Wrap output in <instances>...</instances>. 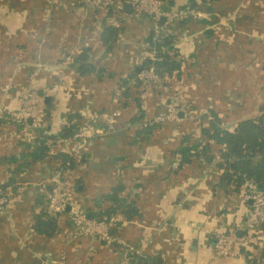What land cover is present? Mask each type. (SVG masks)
<instances>
[{"label": "crops", "instance_id": "1", "mask_svg": "<svg viewBox=\"0 0 264 264\" xmlns=\"http://www.w3.org/2000/svg\"><path fill=\"white\" fill-rule=\"evenodd\" d=\"M209 1V12L198 8L199 15L159 21L160 33L173 36L179 70L143 88L129 80L124 93L122 80L140 70L146 36L153 31L151 18L135 15L128 4L123 18L112 23L103 8L80 0H0V184L11 182L9 205L0 215V264H42L45 237L33 231L32 223L42 209L52 216L44 201L58 173L66 182V197L88 213L105 211L104 196L115 187L138 211L131 219L118 214L111 220L113 235L126 246L79 236L67 212L57 215L55 234L44 246L54 250L61 264H127L125 253L157 257L159 264H264L261 244L253 248L252 262L237 250L238 244L239 256L213 257L216 233L228 228L238 238L249 233L245 218L250 202L243 199V188L236 192L234 186H219V147L211 144V160L191 157L184 162L176 153L202 139L211 114L232 131L264 104V0ZM186 2L167 1L163 8L183 10ZM106 26L116 28L107 44L101 39ZM84 48L95 72L77 73L70 65ZM35 79L53 91L47 129L67 124L104 128L108 113L119 111L120 116L102 140L83 149L71 138L55 143L48 151L53 155L48 156L49 174L35 164L28 176L15 168L23 160L24 142L37 130L18 128L11 113L20 104L17 92ZM173 92L185 114L179 113V122L153 123L172 107ZM43 97L46 107L51 98ZM138 110L143 118L128 124ZM143 123L156 126L139 134ZM59 152L72 158L71 167L58 168L54 155Z\"/></svg>", "mask_w": 264, "mask_h": 264}, {"label": "trees", "instance_id": "2", "mask_svg": "<svg viewBox=\"0 0 264 264\" xmlns=\"http://www.w3.org/2000/svg\"><path fill=\"white\" fill-rule=\"evenodd\" d=\"M167 1L172 2V0H162L163 5ZM185 6L187 9H201L206 12L211 11L209 0H187ZM104 10L108 13V15L112 13L111 9ZM203 19L202 21H207V19ZM115 31V27L106 26L102 31V41L107 44L113 40ZM206 34L210 35V31H206ZM146 43V48L144 49L139 63L140 70L153 66L161 81H163L165 76H169L179 70L181 60L176 57L174 53V39L170 33L162 32L155 36L154 31H152L148 36H146ZM70 65L77 73H92L96 71L92 64L88 48H84L79 54L74 56ZM137 74L138 72L134 70L133 73L126 76L125 79L122 80L120 86L125 88L122 92L126 93L127 90H129V80L133 82V86L141 88L146 87L147 84L137 80ZM30 86L36 87L42 95H48L51 98L50 103L46 104L47 115L45 120L48 122V113L49 111L51 112V109L49 108L52 105V107H54V101H52L54 99L52 97V87L47 88L44 82L38 79L33 80ZM130 87H132V85H130ZM25 88L26 86L22 87L17 92L19 99ZM15 106L16 107L12 109L18 110L20 108V104L18 103ZM143 116L142 110H138V112L131 117L127 123H137L143 118ZM12 121L18 126V128L23 129L25 126L31 128L29 121H20L15 119H12ZM155 126L156 125L153 124L151 126H141L138 133L149 134ZM36 130L37 135L31 140L24 142L26 147L22 154L23 160L19 164L16 163L17 166L15 168L16 171L26 170L28 176L31 174L30 171L35 164H40L42 167L44 166L43 168L48 175L50 172V165L48 164L50 159L48 156L50 154L48 153L49 147L46 141L50 139L57 140L59 138L69 139L78 130V126L67 124L63 128H60L58 125L57 127L54 126V129H47L44 125L43 129ZM211 144H216L219 147L220 162L218 165L222 171L219 177L220 187L229 188L230 186H234V191L240 192L243 188V182L246 179L253 180L257 185L263 184L264 104L260 106L259 113L255 117L237 122L232 131L223 129L220 126L219 118L215 114H211V117L208 120V126L202 129V139L190 147H179L178 150H176V153L182 158V160H184V162H188L191 157H202L207 160H211ZM50 156L53 157V155ZM54 157L59 160L58 168L61 170L72 166V158L66 153L59 152L54 155ZM10 184L11 182L8 183V181L0 184V194L5 195L8 200L10 199L11 194L8 192L7 187ZM31 186L37 188V191L40 190V186L30 185V187ZM120 191V187H115L109 194L104 196V199L107 202L105 211L88 213L80 206H78V209L87 215H91L92 218L97 220H106L110 222L109 224L115 222L111 221V219L113 216L118 214L125 219H131L138 214L137 208L134 205V202L128 201L126 198L121 196ZM57 220V216H49L43 209L34 216V222L32 223L33 231L36 234L45 237L42 239V247H44V249H42L40 253V257L43 261L42 264H61V259H54V250L44 246L46 238H50L55 234L54 232L56 231ZM111 226L110 232L115 235V230ZM258 226V230L260 231H253V233H250L252 231H249L248 239H244L236 243V245L238 244L237 250L245 253L248 262L253 261L251 252L253 248L258 247L259 244H261L262 255L264 256V223H261ZM259 234L261 236H259ZM254 236H259L260 241L257 239L256 244L251 245L250 240ZM125 258L127 260V264H159V259L157 257H144L125 253Z\"/></svg>", "mask_w": 264, "mask_h": 264}, {"label": "built area", "instance_id": "3", "mask_svg": "<svg viewBox=\"0 0 264 264\" xmlns=\"http://www.w3.org/2000/svg\"><path fill=\"white\" fill-rule=\"evenodd\" d=\"M83 5L96 9H111L110 20L115 23L124 16L125 5L128 4L135 15H146L151 18L153 31L157 36L163 29L159 24L161 18L168 21L185 17L189 14L199 15L200 12L195 9H183L178 11H166L163 8L162 0H80ZM152 58V57H151ZM137 80L147 85L159 83L160 78L153 66L140 70L137 74ZM172 107L167 113L158 115L152 120L153 123L164 121L179 122V113H184L181 99L178 93L173 92L171 95ZM185 114V113H184ZM46 116V107L44 97L39 93L37 88L27 86L20 95V108L11 113L15 120L29 121L34 129H43ZM120 116L119 111L108 113L105 117L106 126L98 128L93 125H83L71 137L77 142V149L85 148L90 142L102 140L104 136L113 130L116 119ZM147 123H143V126ZM70 139V138H69ZM62 140H47L48 147ZM243 199L250 202V209L245 218L246 229L254 230L258 225L264 223V183L257 185L253 180L246 179L243 182ZM9 200L5 195L0 194V215L7 211ZM44 206L46 211L57 216L67 212L72 225L76 228V234L84 237H96L101 242L107 244L125 245L123 241L110 232V222L106 220H97L85 214L78 209V204L70 201L66 197V182L58 174L54 175L47 191ZM69 206V210L66 211ZM112 220V219H111ZM248 235L238 238L233 228L218 232L214 235L213 257L226 258L237 257L239 253L236 250V243L248 239ZM126 246V245H125ZM128 248V247H127Z\"/></svg>", "mask_w": 264, "mask_h": 264}, {"label": "water", "instance_id": "4", "mask_svg": "<svg viewBox=\"0 0 264 264\" xmlns=\"http://www.w3.org/2000/svg\"><path fill=\"white\" fill-rule=\"evenodd\" d=\"M126 5H127V4H126ZM126 5H125V6H126ZM39 93H40V92H39ZM68 210H69V206L67 207L66 211H68Z\"/></svg>", "mask_w": 264, "mask_h": 264}]
</instances>
